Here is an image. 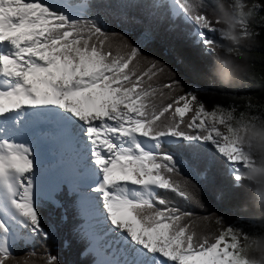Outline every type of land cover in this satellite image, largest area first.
I'll return each mask as SVG.
<instances>
[{
    "label": "snow or ice",
    "instance_id": "6c2138e0",
    "mask_svg": "<svg viewBox=\"0 0 264 264\" xmlns=\"http://www.w3.org/2000/svg\"><path fill=\"white\" fill-rule=\"evenodd\" d=\"M235 3L246 36L247 17L264 14V0ZM164 7L170 30L212 57L205 75L220 83L231 69L217 61L225 37L212 5ZM96 8L95 0H0V264H62L48 247L57 228L44 205L60 206L65 186L93 210L85 235L97 264H248L241 240L253 234L177 203L203 207L219 164L232 189L246 186L242 173L256 161L240 142L246 127L231 118L247 112L209 110L167 64L105 27ZM176 59L187 64L182 53ZM50 143L66 170L57 183L43 180L52 165L41 150ZM226 195L216 189L218 201Z\"/></svg>",
    "mask_w": 264,
    "mask_h": 264
},
{
    "label": "trees",
    "instance_id": "16d2710c",
    "mask_svg": "<svg viewBox=\"0 0 264 264\" xmlns=\"http://www.w3.org/2000/svg\"><path fill=\"white\" fill-rule=\"evenodd\" d=\"M159 1V0H158ZM96 12L107 19L105 27L117 32L123 31L128 38L139 42L146 55L152 56L167 64L179 79L185 90H195L209 110L213 106H234L238 112L244 110L253 100L264 103V27L257 32L255 43H248L242 50L250 56L249 72L243 83L233 86H222L219 82L211 83L205 68L212 64V57H205L199 48L185 42L183 33L170 30L172 22L167 19L170 10L164 7L166 0L156 3V0H95ZM212 5L215 15L231 14L225 0H207ZM152 4L147 8L143 5ZM173 19H175L173 17ZM184 25H181L183 28ZM182 53L187 64L177 61V53ZM221 54L225 55L221 48ZM237 112V114H238ZM232 189V181L225 174L222 164L216 166L212 182L204 188V206L185 204L177 201L185 210L197 216L216 214L223 218L225 226L239 224L240 227L251 228L255 233L264 231V213L253 206L254 196L251 186ZM223 188L227 195L222 201L215 197L216 189ZM56 197L60 206L45 202L44 215L49 224L57 228L56 239L50 241L49 249L58 254L62 264H92V251L84 253L88 247V239L81 231L83 220L80 214L77 196L67 188L61 190ZM211 230H219L214 222ZM245 227V228H244ZM70 246H65V242ZM42 251L39 245L36 247ZM18 256L24 255L21 248L15 249Z\"/></svg>",
    "mask_w": 264,
    "mask_h": 264
},
{
    "label": "clouds",
    "instance_id": "9594fccd",
    "mask_svg": "<svg viewBox=\"0 0 264 264\" xmlns=\"http://www.w3.org/2000/svg\"><path fill=\"white\" fill-rule=\"evenodd\" d=\"M229 7L231 14L219 16L221 34L227 41L223 47L225 55L221 54V49H217L216 53L219 65H227L231 69L228 75L220 77V84L225 87L244 82L249 72L250 56L242 49L248 43H255L257 36V32L251 27L246 36L241 31L239 9L235 0ZM247 18L251 19L250 16ZM231 122L237 128L246 127V131L240 133V142L244 150L255 158L256 163L242 175L252 188L253 206L264 213V114L255 115V119L248 113L233 115ZM241 250L248 264H264V231L254 233L248 240H241Z\"/></svg>",
    "mask_w": 264,
    "mask_h": 264
},
{
    "label": "rangeland",
    "instance_id": "374dc122",
    "mask_svg": "<svg viewBox=\"0 0 264 264\" xmlns=\"http://www.w3.org/2000/svg\"><path fill=\"white\" fill-rule=\"evenodd\" d=\"M161 0H156V3L160 2ZM228 5H230L231 3L234 2V0H225ZM230 8V7H229ZM170 10V9H169ZM231 10V9H230ZM264 22V14H262L261 16H257L256 18H251L250 19V27L252 29H254L256 32H258L259 30L263 29V27H261V23ZM220 43L223 45V47L227 44V41L225 40H221ZM222 47V49H223ZM249 105H251V109L249 110ZM212 110V109H211ZM240 112H247L248 114L250 115H261V114H264V103H261L259 101H256V100H253L252 102H249L246 106V108ZM239 115V112L238 114ZM42 153H41V158L45 157L46 161H45V165L47 167L48 163H51L52 165V169L50 172H48L44 177H43V180L45 183H57V182H60L62 181L64 178H65V171H60L58 170L59 168V163H58V159L57 157L59 156L60 152L58 149H56V152L55 153H52V149H50V147H47V146H43L42 147ZM45 187L47 188L48 185L46 184ZM64 188V187H63ZM62 188V189H63ZM65 188H67L65 186ZM61 189V190H62ZM61 190L57 193L56 197L57 196H60L61 194ZM77 196V195H76ZM78 197V196H77ZM79 199V197L77 198ZM78 202V206H79V211L80 213L83 215V212H82V209H81V204H80V200H77ZM89 217H91V220H92V216L90 215H93V212L91 211L90 214H88ZM87 215V216H88ZM85 216V215H84ZM86 217V216H85ZM87 219V220H86ZM85 219V223H81V231L82 233L85 235V230L89 231L88 228L85 227V224L87 223L88 221V217H86ZM245 228V227H244ZM246 232L250 233V234H254V230H252L251 228H245ZM89 251H92L91 249V246L89 245V247H87V249H85L84 253L86 252H89ZM92 256H93V262L92 264H97V261L101 258L100 256H98L96 253H94L92 251Z\"/></svg>",
    "mask_w": 264,
    "mask_h": 264
},
{
    "label": "bare ground",
    "instance_id": "6f19581e",
    "mask_svg": "<svg viewBox=\"0 0 264 264\" xmlns=\"http://www.w3.org/2000/svg\"><path fill=\"white\" fill-rule=\"evenodd\" d=\"M44 146L50 147V149H52V151H51L52 153H55V152H56V149L59 150L60 154H59V156L57 157V159H58L59 167H61V164H60V160H61V150H60L59 145L56 144V143H50V144H46V145H44ZM42 160H43V162H44V164H45V161H46L45 157H43ZM45 166H46V165H45ZM80 204H81V209H82L83 214H84L86 217H88V221H87V223L85 224V227L88 228V230H90L93 221L91 220V217H89L88 214H90L91 211L93 212V210H92L91 206L89 205V203H88L86 200H85V201H81ZM87 215H88V216H87ZM90 216H92V215H90Z\"/></svg>",
    "mask_w": 264,
    "mask_h": 264
},
{
    "label": "water",
    "instance_id": "95a60500",
    "mask_svg": "<svg viewBox=\"0 0 264 264\" xmlns=\"http://www.w3.org/2000/svg\"><path fill=\"white\" fill-rule=\"evenodd\" d=\"M169 2V0H167Z\"/></svg>",
    "mask_w": 264,
    "mask_h": 264
}]
</instances>
